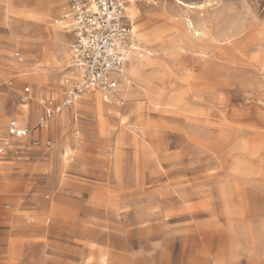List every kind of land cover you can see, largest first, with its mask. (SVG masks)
<instances>
[{"label":"rangeland","instance_id":"374dc122","mask_svg":"<svg viewBox=\"0 0 264 264\" xmlns=\"http://www.w3.org/2000/svg\"><path fill=\"white\" fill-rule=\"evenodd\" d=\"M123 1L116 99L45 150L8 128L74 75L68 0H0V264H264V0Z\"/></svg>","mask_w":264,"mask_h":264},{"label":"built area","instance_id":"2783aa9c","mask_svg":"<svg viewBox=\"0 0 264 264\" xmlns=\"http://www.w3.org/2000/svg\"><path fill=\"white\" fill-rule=\"evenodd\" d=\"M125 12L123 0H68L66 18L73 35L70 65L76 76L62 82L65 91L61 100H41L42 113L32 130L12 122L8 128L10 137L27 138L32 131L43 130L52 120L73 109L83 96L96 90L109 96L106 103H113L129 57L131 29ZM14 55L18 61H23L19 52ZM29 90L26 88L27 93ZM30 146L49 150L52 142L42 143L32 138ZM11 148L10 141L0 145V156ZM68 158L74 159L71 155Z\"/></svg>","mask_w":264,"mask_h":264},{"label":"bare ground","instance_id":"6f19581e","mask_svg":"<svg viewBox=\"0 0 264 264\" xmlns=\"http://www.w3.org/2000/svg\"><path fill=\"white\" fill-rule=\"evenodd\" d=\"M180 3L183 4L181 1H180ZM184 5L187 6L186 4H184ZM188 6H189V8H191V9H194V8L197 7V6H194V5H188ZM201 7H202V6H201ZM131 36H132V30H131V32H130V34H129V37H128L129 40H130ZM130 48H131V46H130ZM124 68H125V67H124ZM73 76H76V74H74ZM92 93H101V94L104 96V102H105V103H106V100L109 99V96H108V95H106V94H104L103 92L98 91V90L93 91V92H90V93H88L87 95H85L84 97H86V96H88V95H90V94H92ZM84 97H83V98H84Z\"/></svg>","mask_w":264,"mask_h":264},{"label":"crops","instance_id":"0c3cea01","mask_svg":"<svg viewBox=\"0 0 264 264\" xmlns=\"http://www.w3.org/2000/svg\"><path fill=\"white\" fill-rule=\"evenodd\" d=\"M68 27H69V30H70V26L68 25ZM70 33H71V31H70ZM72 34V33H71ZM72 43V42H71ZM71 45V44H70ZM41 137V131H39L38 132V136L37 137H33V138H40ZM45 142V141H44ZM11 150H13L12 148L11 149H8V151H6V153H11V154H8L7 156H6V158L7 159H13V158H16V155H17V151L16 152H14L13 154H12V152H11ZM67 156V155H66ZM72 156V155H71Z\"/></svg>","mask_w":264,"mask_h":264}]
</instances>
